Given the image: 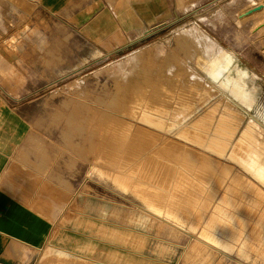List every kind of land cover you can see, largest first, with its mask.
<instances>
[{"label":"crops","instance_id":"1","mask_svg":"<svg viewBox=\"0 0 264 264\" xmlns=\"http://www.w3.org/2000/svg\"><path fill=\"white\" fill-rule=\"evenodd\" d=\"M167 5L168 0H0V36L7 19L16 16L46 25L57 21L111 55L141 45L162 31L167 25ZM166 62L161 57L150 64ZM148 68V75L141 73L142 79L154 86L153 81L161 79L160 67ZM131 72L128 80L139 78ZM147 90L146 94L157 95L153 87ZM22 94L18 91L14 96ZM214 99L170 132L143 122L144 127L196 152L201 166L160 167L159 185L149 186L142 199L99 178L87 185L86 169L72 174L69 168H56L54 146H50L54 139L33 134L42 105L13 104L0 92V264H175L188 248L194 257L199 244L208 250L205 255H229L214 242L235 248L236 264H264V185L227 157L244 130L252 128L264 140V120L256 99L251 107L240 105L239 115L218 111L216 118L226 112V127L238 126L233 137L223 135L228 155L219 157L207 147L216 126L210 115ZM187 129L202 139L197 137L196 143ZM38 144L46 145L41 148L46 150V159L35 153ZM215 160L234 165L232 176L250 183L236 187L234 193V186L224 178L231 169L215 173Z\"/></svg>","mask_w":264,"mask_h":264},{"label":"rangeland","instance_id":"2","mask_svg":"<svg viewBox=\"0 0 264 264\" xmlns=\"http://www.w3.org/2000/svg\"><path fill=\"white\" fill-rule=\"evenodd\" d=\"M262 4L264 0H168L167 25L162 31L141 45L111 55L104 54L64 23L56 21L46 25L24 16L7 19L0 36V92L13 104L42 105L33 134L54 139L55 144L50 146H54L56 168H69L72 174L86 169L87 185L99 178L124 191H133L143 199L151 189L149 186L159 185L160 167L195 169L201 166L196 152L142 125V115L147 107H154L158 121H166L165 112L179 107L178 100L169 102V106L160 105L170 100L171 95L189 97L191 104L197 103L195 88H188L191 71L219 88L216 80L212 82L210 74L204 70L208 67L196 61L200 56H194L198 44L208 45L215 54L219 53L217 55L226 54L231 72L248 74L245 77L247 86L257 100L264 120V25L259 27L264 24V9L246 14ZM36 20L40 17L36 16ZM197 28L208 36L197 35ZM156 44L165 47L159 56ZM129 56L141 58L138 72L144 75L150 72L149 66L160 67L159 81L163 83L156 81L161 86L156 96L146 94L148 87L156 90L155 81L151 86L139 75L136 80H126V71L132 70L130 65H124L125 70L121 72L107 71ZM161 57L168 62L150 64ZM171 60L176 63H170ZM203 72L207 73L206 77ZM217 90V94H221L215 95L214 106L217 105L219 111L230 106L229 110L239 114L240 105L232 101L228 105L230 99L222 89ZM18 91L23 94L14 96ZM153 97L160 102L148 104ZM172 115L178 117L179 111ZM167 121L172 119L167 118ZM36 146L39 147L35 148L38 157L44 155L46 159V150H41L46 145ZM227 157L240 166L237 157ZM224 167L231 169L224 178L225 183L234 186L231 188L234 193L236 187L250 183L240 176H232L236 170L234 165L223 160L214 161L215 173H222ZM122 173L128 175H120ZM72 178L75 177L72 175ZM218 178L216 182H219ZM86 189L91 190L89 186ZM201 237L211 241L207 236ZM214 243L229 255L221 256L217 252L205 255L203 253L208 250L199 244L194 248V257L188 248L175 264H236L232 256L235 248Z\"/></svg>","mask_w":264,"mask_h":264},{"label":"bare ground","instance_id":"3","mask_svg":"<svg viewBox=\"0 0 264 264\" xmlns=\"http://www.w3.org/2000/svg\"><path fill=\"white\" fill-rule=\"evenodd\" d=\"M196 34L199 35L200 37L201 36H204V37L205 36H208L203 31L199 30V28H197ZM195 41H197V40H195ZM198 43H200V42H198ZM161 45L162 44H156L155 45L156 52L158 54L157 56H159V53L160 52L163 53V51L165 49V47L164 46H161ZM194 46H197V45H194ZM193 50H195L194 47H193ZM220 53H223V51L220 50ZM217 54H219V53H217ZM217 54H215L208 45H204L203 46L202 44H198L197 51L194 54V56L195 57L197 55H200L201 56V57L198 56L196 61L201 66H205L206 65L208 67V69H204V68L203 69L207 73L210 74V76L212 78V80H211L212 82H213V80L214 81L216 80L215 83H217L219 85V88L222 89L223 92L230 99V102L228 100V103H227L228 105L229 104H232L231 103V101H232L233 103H236V104H239V105H242V106L243 105H246L248 107H251L252 106V103L254 102V98L251 96L250 90H249V88L247 86V83H246V80H245V77L248 74H246V76H245V74L241 73V71L240 72L239 71H236L234 73L231 72L230 67H229V58L227 57V55L226 54L217 55ZM115 65H117L118 68H117V66H116V68L114 66L113 67L111 66V68L110 69H107V71L110 72V73L111 72H116V70H118V72H121L122 70H125L124 65H128V66L130 65L132 67V70L131 71H133L134 74L137 73V74H139L140 77H142L141 73H138V70L141 69V58H139V57L137 58V56L136 57H133V56L126 57V59L121 64H119V65L118 64H115ZM131 74L133 75L132 72H131ZM190 74H192V76H191L192 80L189 83L188 88L189 89L195 88V91H196L195 93H196V96H197V103H196L197 105L196 104H191L189 97H182L181 95H179V96L177 95L178 97L176 98V97H174V95H173V97L171 95V99L170 100H168L166 102H163L160 105L169 106V104H168L169 102L175 103L178 100L179 101V103H178L179 104V107L176 108V109L170 108L172 110L165 112L166 121H158L155 118V116L157 114H156L155 111H153V110H155L154 107H147L146 108V110L144 111V113L142 115V120L144 122H146V123L151 124V125H152V122L154 120H157L158 122H155L154 123V126L160 127L163 130L170 132L174 128H176L183 121L182 120L183 118H185V117L187 118L189 115H191L193 113V111H195V110L197 111V109L199 107L204 106L208 101H210L212 99L213 96H215L217 94V91H218L217 89H219V88H217L214 85H212V83L210 81L204 80L198 74H195V72H192L191 71ZM126 80L128 81V77H126ZM156 81H158V80H155V82ZM159 82H162V81H159ZM159 82L158 83L157 82L155 83L156 90L153 91L154 93H156L158 91V88L160 86V83ZM167 83H169V82H167ZM162 86H164V85H162ZM158 102H160V100L157 97H153V99H151L150 101H148V104H157ZM221 104H220V106H221ZM194 105H196V106H194ZM156 107H158V106H156ZM227 108L228 109H226V112L229 111L230 106L227 107ZM147 109H148V111H147ZM184 110H186V111L184 112ZM219 110L220 109H218L217 105H215L212 108V110H211V114H210L211 117H215ZM175 111H179L178 117H174L172 115V113H174ZM226 112H225V114H220V112H219V114H220L219 118H216L215 117V119H213V120H215V123H216L215 129H214V132H213L214 133V136L210 137L209 138V144L207 143L208 144L207 147H209V149L212 151L211 153H214L215 155L217 154L219 157L220 156L221 157H224V156L226 157L228 155V143H225L224 144V141H223V138L224 137H223V135H226L227 134L228 136L233 137L234 134H235V131L238 130V126L237 127H233V128L231 127V129H229L228 127L225 126V119L227 117L226 116ZM232 112H234V111H232ZM204 114H206V113H204ZM232 114H234V113H232ZM202 117L205 118V116H202ZM167 118H171L172 121H167ZM195 121H197V119ZM200 121H202V120H200ZM208 121L211 122V120H208ZM231 121H233V120L231 119ZM203 122H202V124H203ZM233 122H236L237 123V121H233ZM199 123H201V122H199ZM209 123H204V124H207L208 125ZM211 123H213V122H211ZM236 123H234V124H236ZM209 125L212 126V124H209ZM247 127H249V126H247ZM183 128H184V126H183ZM187 128H188V126H187ZM206 128H208V127H206ZM196 130L199 131L198 129H196ZM208 130H210V129H208ZM208 130H207V132H208ZM178 131H180V130H178ZM202 132H204V130L201 131V133ZM186 134L193 135V141H195L196 143L199 142V140H198L199 138H197V137H200L201 138V136L194 135V132L193 131L191 132V131L188 130L186 132ZM241 134L242 135H240V138H238L237 142L233 146V149H232L231 153L228 156L237 157L239 159L240 166L243 169H246L247 171H249V173L251 175H253L255 178H257L259 180V182H261V184L264 185V142L260 139V137H256L255 136V130L252 129V128L248 129L247 131L244 130L243 133H241ZM229 139H230V137H229ZM226 141H229V140H226ZM236 162H234V164ZM237 166H239V165H237ZM241 167H240V169H242Z\"/></svg>","mask_w":264,"mask_h":264},{"label":"water","instance_id":"4","mask_svg":"<svg viewBox=\"0 0 264 264\" xmlns=\"http://www.w3.org/2000/svg\"><path fill=\"white\" fill-rule=\"evenodd\" d=\"M262 9H264V4H263V5H260V6H258V7H256L255 9L249 11V12L246 13V14L249 15V14H252L253 12H255V11H260V10H262Z\"/></svg>","mask_w":264,"mask_h":264}]
</instances>
